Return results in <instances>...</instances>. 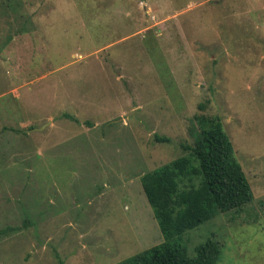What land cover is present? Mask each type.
I'll return each instance as SVG.
<instances>
[{
  "label": "rangeland",
  "instance_id": "obj_1",
  "mask_svg": "<svg viewBox=\"0 0 264 264\" xmlns=\"http://www.w3.org/2000/svg\"><path fill=\"white\" fill-rule=\"evenodd\" d=\"M200 114L253 199L176 242L264 264V0H0V264H113L160 243L140 176L183 153Z\"/></svg>",
  "mask_w": 264,
  "mask_h": 264
},
{
  "label": "trees",
  "instance_id": "obj_2",
  "mask_svg": "<svg viewBox=\"0 0 264 264\" xmlns=\"http://www.w3.org/2000/svg\"><path fill=\"white\" fill-rule=\"evenodd\" d=\"M194 121L197 129L183 153L140 176L162 241L113 264H217L216 241L207 239L189 256L176 239L220 213L243 210L253 194L220 119L200 114ZM154 139L168 141L157 134Z\"/></svg>",
  "mask_w": 264,
  "mask_h": 264
},
{
  "label": "water",
  "instance_id": "obj_3",
  "mask_svg": "<svg viewBox=\"0 0 264 264\" xmlns=\"http://www.w3.org/2000/svg\"><path fill=\"white\" fill-rule=\"evenodd\" d=\"M41 128V127H40ZM40 128H38V129H40Z\"/></svg>",
  "mask_w": 264,
  "mask_h": 264
}]
</instances>
